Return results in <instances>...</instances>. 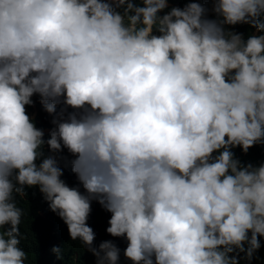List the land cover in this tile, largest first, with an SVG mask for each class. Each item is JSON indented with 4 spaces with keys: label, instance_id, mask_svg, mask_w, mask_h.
I'll use <instances>...</instances> for the list:
<instances>
[{
    "label": "clouds",
    "instance_id": "obj_1",
    "mask_svg": "<svg viewBox=\"0 0 264 264\" xmlns=\"http://www.w3.org/2000/svg\"><path fill=\"white\" fill-rule=\"evenodd\" d=\"M257 146L264 0H0V264H31L29 189L94 264H264Z\"/></svg>",
    "mask_w": 264,
    "mask_h": 264
},
{
    "label": "trees",
    "instance_id": "obj_2",
    "mask_svg": "<svg viewBox=\"0 0 264 264\" xmlns=\"http://www.w3.org/2000/svg\"><path fill=\"white\" fill-rule=\"evenodd\" d=\"M181 7L183 4L180 5ZM239 31L247 32V26L239 27ZM35 107H29L28 112L37 121L38 126L45 130L47 135L48 131L53 127L51 124L52 116L44 111L39 102L38 97ZM237 154L240 155L237 150ZM245 160H252L259 162L264 159V149L257 146L250 150ZM70 186H75L77 183L76 177L66 170L63 177ZM21 206L27 210V216L21 225V231L24 232L28 239L25 241L26 250L30 252L31 264H72L73 257H78L77 264H94V257L85 252L78 242L70 240L67 227L55 214L48 210V205L44 202L38 190L29 189L28 196L21 201ZM110 213L105 212L97 203H93V212L89 220L90 226L97 233L98 245L101 241L106 239H114L119 246L123 249L125 241L109 236L105 229L108 226V219ZM53 245H62L65 247V256L63 260H58L54 254L51 253ZM260 255L264 257V249L261 250ZM123 260V256L121 257ZM254 264H260L255 261Z\"/></svg>",
    "mask_w": 264,
    "mask_h": 264
}]
</instances>
